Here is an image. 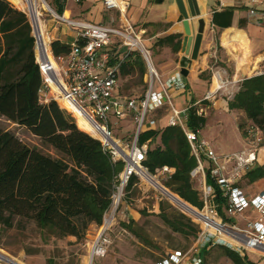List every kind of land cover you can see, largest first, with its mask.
I'll return each mask as SVG.
<instances>
[{
	"label": "trees",
	"instance_id": "obj_1",
	"mask_svg": "<svg viewBox=\"0 0 264 264\" xmlns=\"http://www.w3.org/2000/svg\"><path fill=\"white\" fill-rule=\"evenodd\" d=\"M60 2L54 0L57 13L63 15L64 5ZM235 10L227 7L214 12V25L231 27ZM240 25L243 27L244 22ZM156 45L170 46L177 53L181 47L180 35L162 38ZM52 52L55 57L68 55L70 46L57 41L52 44ZM113 57L109 64L119 65L120 75L127 76L136 70L142 77L145 75V63L139 53H128L123 60ZM42 86L29 20L8 0H0V117L27 129L44 147L60 156L30 148L0 127V227H9L15 218H20L35 222L44 233L80 240L91 225L102 226L105 215L111 210L114 186L123 162H112L97 140L103 138L99 128L91 122L83 117L75 121L56 101L41 102ZM229 107L243 111L264 137V75L244 79ZM206 123L199 108L194 106L189 110L187 127L190 130H203ZM239 127L242 130V125ZM243 136L246 137V133ZM158 139L159 145L152 148ZM138 144L148 146L144 166L149 172L155 174L164 167L172 169L173 175L167 179L165 187L184 202L203 209L201 193L193 184L199 166L182 128L168 126L163 130L142 131ZM241 179L249 184L264 179V165L256 164ZM206 180L213 190L218 214L228 220L225 212L228 198L209 171ZM138 184V178L132 177L124 198H128ZM160 207L165 210L163 204ZM160 215L174 232L196 238L197 226L186 223L183 215L171 217L163 212ZM134 224L132 220L123 226L135 234ZM220 248L234 264H254L247 261V256L242 257L227 247ZM210 249H204L203 253Z\"/></svg>",
	"mask_w": 264,
	"mask_h": 264
},
{
	"label": "built area",
	"instance_id": "obj_2",
	"mask_svg": "<svg viewBox=\"0 0 264 264\" xmlns=\"http://www.w3.org/2000/svg\"><path fill=\"white\" fill-rule=\"evenodd\" d=\"M74 1L80 4L82 0ZM250 2L252 5L259 3L258 0ZM103 4L106 10H116L121 14H124L129 6V3L123 0H103ZM48 11L67 25L77 28L78 32L75 40L69 45L70 53L55 57L34 14L29 9L28 13L23 11L32 28L36 62L43 79V86L39 91L41 102L48 103L53 100L59 103L58 100L62 99L75 105L92 124L102 128L104 137L97 140L101 142L104 152L111 156L112 162H123V169L114 186L111 210L104 217L100 226L101 233L91 251L90 262H93L97 257H104L111 245L109 233L131 178L136 177L140 181L151 176L144 166L148 146L138 144V136L143 130L147 115L161 108L165 102L171 104L169 92L185 91L187 85L182 74L177 72L163 84V92H154L158 73L154 68L151 52L145 47L142 36L126 18L124 27L114 28L69 20L51 7ZM115 39H119L129 53H139L145 61L149 82L148 90L142 98H128L119 94V65L110 66L111 56L106 51ZM226 86V82L221 81L217 90L207 94L204 101L215 100L217 94ZM235 95L236 93L229 94L228 99L233 100ZM173 113L168 126L182 128L197 160L198 170L203 175L201 199L204 207L198 210L187 203L195 215L185 214L199 227L193 247L187 252L174 251L157 264H203V250L220 246L239 254L256 253L264 256V191L251 198L236 186L247 170L259 162V153L264 149L262 133L256 126L250 125L246 133V149L220 156L201 138V130L194 132L187 127V116L184 112L174 109ZM127 119L136 122L137 132L131 144L124 146L113 137L112 122L114 120L116 124ZM207 171L228 198L225 210L228 219L233 220L249 208L255 209L260 218L248 222L244 229L231 226L219 218L212 198L213 190L207 184ZM173 172L169 167H164L161 171L166 179L170 178ZM0 264L20 262L0 250Z\"/></svg>",
	"mask_w": 264,
	"mask_h": 264
},
{
	"label": "crops",
	"instance_id": "obj_3",
	"mask_svg": "<svg viewBox=\"0 0 264 264\" xmlns=\"http://www.w3.org/2000/svg\"><path fill=\"white\" fill-rule=\"evenodd\" d=\"M60 1L64 5L62 14L69 20L121 28L125 26L124 19L126 18L142 36L144 45L148 50L153 43L167 36L180 35L181 43L184 37L183 19L172 0H123L129 3L124 14L116 10H106L103 0H82L80 4H77L74 0ZM209 1L210 4L204 16L206 27L199 58L193 62L188 76L184 77L187 89L185 91L171 90L169 92L171 104L165 102L161 108L150 112L142 131L163 130L168 127V121L173 117L174 109L184 112L188 120L189 110L196 106L207 119L205 128L201 130V138L209 143L210 148L217 155L222 156L246 149V138L237 123L239 117L246 119V115L243 111L230 109L228 96L239 91L244 79L264 75V0H258L257 5H252L250 0ZM227 7L236 8L232 26L229 28L217 27L213 23L214 12ZM67 13H69V17L66 16ZM242 21L244 22L243 27L240 25ZM44 27L46 40L51 49L52 44L57 41L70 45L75 40L78 32L77 28L69 25L54 26L56 35L53 37L48 30L47 23H44ZM158 48L161 51L155 54L157 57L155 61L152 58V62L158 73V79L154 84V92L161 93L163 92V84L181 71L180 60L182 54L181 47L177 53L167 45ZM106 51L109 52L111 59L116 56L120 60H123L125 55L129 53L119 39H115L106 48ZM135 74H138L141 79L144 78L146 90L141 94L135 88L129 89L127 93L124 92L123 78H131ZM221 81L226 82L225 89L217 94L215 100L204 101L207 94L217 90V86ZM148 82L147 67L143 77L138 70L127 76H122L119 73V94L128 98H142L148 90ZM58 101L60 107L71 113L73 112L72 104L67 101L61 103L60 99ZM76 110L84 119H87L78 108ZM210 113L214 115L211 121L216 126L222 125L225 122L224 118L228 120L229 127L236 131V141L237 144L242 145L241 149L233 151V153H226V147L230 141L224 139L221 132L216 134L205 132L210 120ZM128 120L131 119L125 121ZM131 121L136 124L134 120ZM157 142L159 144L160 139ZM161 174L163 175V173ZM263 187L264 179H261L252 184L250 188L243 189V191L248 197L252 198L263 192Z\"/></svg>",
	"mask_w": 264,
	"mask_h": 264
},
{
	"label": "rangeland",
	"instance_id": "obj_4",
	"mask_svg": "<svg viewBox=\"0 0 264 264\" xmlns=\"http://www.w3.org/2000/svg\"><path fill=\"white\" fill-rule=\"evenodd\" d=\"M45 1L49 7L57 11V5L54 4L53 0ZM10 3L18 10L28 13V8L17 6L12 2ZM36 16L35 18L37 20L40 19L42 22L47 23L48 30L53 37L56 35L54 26L62 27L63 25H67L53 16L41 4H39V12ZM66 16L69 17V13ZM158 47L156 43L150 46L149 50L153 61L157 57L155 54L161 51ZM123 79V89L126 93L132 88L138 89L137 92L140 94L146 90L144 78L141 79L138 74H135L131 78ZM58 105L60 106L59 103ZM72 107V113L62 107L60 108L71 114L75 121L76 119H80V117L82 118V115L76 110L77 107L73 104ZM209 116L210 120L205 132L213 134L221 132L223 138L230 141L226 147V153H233V151L241 149L242 145L237 144L236 141V131L229 127L230 123L228 120L224 118L225 122L220 126H216L211 121L214 115L210 113ZM237 123L238 125H242V133H247V129L252 125L250 121L241 117L238 118ZM0 127L14 134L30 148H38L43 153L50 154L53 157H60L53 149L44 147L40 139L27 129L3 117H0ZM112 132L113 137L124 146L130 145L136 136L137 125L131 120L120 121L114 124L113 120ZM158 145V142H156L151 147L156 148ZM256 164L264 165V149L260 151L259 162ZM150 174L160 184L154 183L152 185L148 180H140L138 186L127 196L128 198L125 197L122 199L116 211L114 225L109 233L111 245L104 257H97L93 262H90L93 245L101 233L100 226L91 225L85 237L79 240L75 237H57L47 232L44 233L35 222L20 218H15L9 227L4 225L0 227V250L23 264H157L162 258L167 257L174 251L187 252L194 245V236L174 232L164 222L160 214L163 212L171 217H180V215H183L186 218V223L191 222L197 228L199 227L197 223H194L178 207V205L182 207L178 196L171 193L169 189H164V184L167 181L166 177L160 172ZM193 184L201 193L203 175L200 171L195 173ZM237 184L241 189L250 188L252 185L244 179H239ZM159 190L162 192L169 191L171 195L167 197ZM162 204L165 209L164 211L160 209ZM218 217L224 219L231 226L235 225L244 229L248 222L258 220L260 215L255 209L249 208L233 220H227L225 219L226 216L224 218L219 214ZM132 220L135 221V224L132 226L136 232L135 234L123 226L124 224H129ZM144 239L148 240V243ZM202 254L203 264H234L220 247H213L208 253ZM240 255L242 257L247 256V261L250 260L254 264H264L263 255L256 253Z\"/></svg>",
	"mask_w": 264,
	"mask_h": 264
},
{
	"label": "water",
	"instance_id": "obj_5",
	"mask_svg": "<svg viewBox=\"0 0 264 264\" xmlns=\"http://www.w3.org/2000/svg\"><path fill=\"white\" fill-rule=\"evenodd\" d=\"M182 17L184 37L181 43L180 73L187 77L193 62L199 58L200 47L205 33V12L209 0H172ZM92 137V136H91ZM96 139V138H95ZM165 190H168L164 187Z\"/></svg>",
	"mask_w": 264,
	"mask_h": 264
},
{
	"label": "bare ground",
	"instance_id": "obj_6",
	"mask_svg": "<svg viewBox=\"0 0 264 264\" xmlns=\"http://www.w3.org/2000/svg\"><path fill=\"white\" fill-rule=\"evenodd\" d=\"M10 2H12L13 4L17 5V6H20V7H23V8H28L29 10H31V12L34 14L35 17L36 14L39 12V4H41V6H44L47 10H50V7L48 6V4L46 3L45 0H9ZM65 17V16H64ZM66 18V17H65ZM36 19V18H35ZM37 20V19H36ZM39 22V25L42 29V31L45 33V27H44V23L39 19L37 20ZM52 60V59H51ZM53 61V60H52ZM217 81V80H216ZM216 85H217V82H216ZM219 85V84H218ZM218 87V86H217ZM55 89V87H54ZM61 103H65L66 100H62L60 99ZM79 109V108H78ZM80 110V109H79ZM81 111V110H80ZM82 112V111H81ZM83 113V112H82ZM84 114V113H83ZM85 116V115H84ZM86 117V116H85ZM88 119V118H87ZM92 124V123H91ZM94 125V124H93ZM95 127H97L96 125H94ZM99 128L102 136L104 137V132L102 130V128L100 127H97ZM152 185L154 183H158L160 184L158 181H156L154 179V177L150 176L148 178H146ZM160 191V190H159ZM161 192V191H160ZM162 194H164L165 196L169 197L171 195L170 192H161ZM179 198V197H178ZM180 199V198H179ZM183 203H184V206L181 207L180 205H178V207L186 214H192V215H195L194 212H192V209L190 208V206L184 202L182 199H180ZM20 262V261H18ZM20 264H23L20 262Z\"/></svg>",
	"mask_w": 264,
	"mask_h": 264
}]
</instances>
